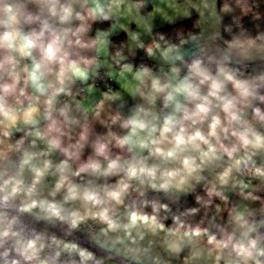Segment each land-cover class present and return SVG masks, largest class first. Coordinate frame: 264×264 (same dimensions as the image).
<instances>
[{
	"label": "clouds",
	"instance_id": "obj_1",
	"mask_svg": "<svg viewBox=\"0 0 264 264\" xmlns=\"http://www.w3.org/2000/svg\"><path fill=\"white\" fill-rule=\"evenodd\" d=\"M0 264H264V0H0Z\"/></svg>",
	"mask_w": 264,
	"mask_h": 264
}]
</instances>
